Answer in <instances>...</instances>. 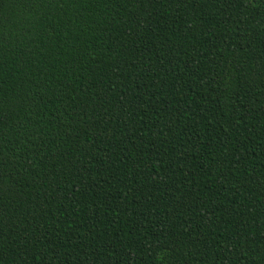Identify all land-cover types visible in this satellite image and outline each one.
Wrapping results in <instances>:
<instances>
[{
    "label": "trees",
    "instance_id": "obj_1",
    "mask_svg": "<svg viewBox=\"0 0 264 264\" xmlns=\"http://www.w3.org/2000/svg\"><path fill=\"white\" fill-rule=\"evenodd\" d=\"M0 264H264V0H0Z\"/></svg>",
    "mask_w": 264,
    "mask_h": 264
}]
</instances>
